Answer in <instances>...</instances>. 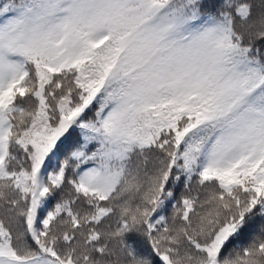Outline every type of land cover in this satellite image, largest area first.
I'll list each match as a JSON object with an SVG mask.
<instances>
[{"label": "snow or ice", "instance_id": "snow-or-ice-1", "mask_svg": "<svg viewBox=\"0 0 264 264\" xmlns=\"http://www.w3.org/2000/svg\"><path fill=\"white\" fill-rule=\"evenodd\" d=\"M0 264H264V0H0Z\"/></svg>", "mask_w": 264, "mask_h": 264}]
</instances>
